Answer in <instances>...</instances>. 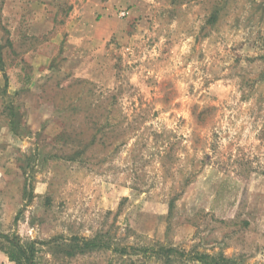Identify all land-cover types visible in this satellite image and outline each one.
<instances>
[{"label": "rangeland", "instance_id": "1", "mask_svg": "<svg viewBox=\"0 0 264 264\" xmlns=\"http://www.w3.org/2000/svg\"><path fill=\"white\" fill-rule=\"evenodd\" d=\"M3 235L32 264H264V0H0L15 264Z\"/></svg>", "mask_w": 264, "mask_h": 264}, {"label": "trees", "instance_id": "2", "mask_svg": "<svg viewBox=\"0 0 264 264\" xmlns=\"http://www.w3.org/2000/svg\"><path fill=\"white\" fill-rule=\"evenodd\" d=\"M6 242L11 246L9 250H7L8 257L14 261L15 264H32V249L26 248L21 245L19 242L13 241V238H9L7 235H3ZM73 239L77 240V242L70 244V248L77 247L80 250L84 248H93L96 246V241L93 239H83L81 240L78 237H74ZM208 255L202 254L199 258H207ZM228 260L224 257H218L216 264H225Z\"/></svg>", "mask_w": 264, "mask_h": 264}, {"label": "built area", "instance_id": "3", "mask_svg": "<svg viewBox=\"0 0 264 264\" xmlns=\"http://www.w3.org/2000/svg\"><path fill=\"white\" fill-rule=\"evenodd\" d=\"M124 14H125V12H124V11H122V12H121V15H124Z\"/></svg>", "mask_w": 264, "mask_h": 264}]
</instances>
